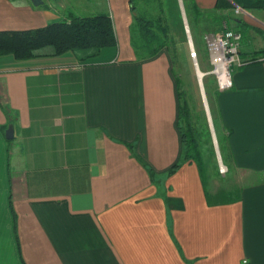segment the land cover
I'll return each mask as SVG.
<instances>
[{
    "label": "crops",
    "instance_id": "crops-1",
    "mask_svg": "<svg viewBox=\"0 0 264 264\" xmlns=\"http://www.w3.org/2000/svg\"><path fill=\"white\" fill-rule=\"evenodd\" d=\"M103 1L0 0V30L90 9L112 16L118 39L88 61L0 56V264H264V57L249 60L264 49V11H217L249 60L212 94L239 175L225 201L182 161L177 61L168 48L139 57L130 0ZM188 1L203 16L217 2Z\"/></svg>",
    "mask_w": 264,
    "mask_h": 264
},
{
    "label": "trees",
    "instance_id": "trees-1",
    "mask_svg": "<svg viewBox=\"0 0 264 264\" xmlns=\"http://www.w3.org/2000/svg\"><path fill=\"white\" fill-rule=\"evenodd\" d=\"M158 7L162 16L146 18L136 13L135 0H130L134 12L135 23L132 28L133 46L139 57L152 58L164 49H169L176 62L178 47L176 39L170 35V27L164 25L166 16L160 0ZM188 18L195 22L205 18L214 26L221 23L217 11L234 9L240 6L251 13L264 11V0H217L214 11L204 13L192 1L183 0ZM216 12V13H215ZM219 30V29H218ZM170 36V37H169ZM118 39L115 32L113 18L109 13H99L89 16L70 14L66 20L55 21L42 27L22 30H0V56L12 55L16 59H30L40 55V51L49 48L53 55H63L68 52H78L85 61L98 57L105 48L116 47ZM263 55L264 49L256 52ZM198 54V52H197ZM254 54L252 60L257 59ZM249 61V60H248ZM251 61V59H250ZM179 88L178 127L182 139V161H195L204 178H207V153L212 151V136L208 123L199 125L193 119L189 103L184 96L182 80L176 76ZM214 127L220 143L224 163H229L225 142L219 131V124L214 117ZM226 160V162H225ZM181 160L169 170L174 173L180 166ZM228 165V164H227ZM145 166L154 175L155 170L145 162ZM229 167V166H228ZM220 193V192H219ZM236 193L222 191L217 199L232 200Z\"/></svg>",
    "mask_w": 264,
    "mask_h": 264
},
{
    "label": "rangeland",
    "instance_id": "rangeland-1",
    "mask_svg": "<svg viewBox=\"0 0 264 264\" xmlns=\"http://www.w3.org/2000/svg\"><path fill=\"white\" fill-rule=\"evenodd\" d=\"M86 1H88L90 4H93L92 6H100L104 4L103 0ZM160 2L163 5V12L166 16L165 20L163 21L164 25H169L171 36L174 37L175 34L173 32H176L178 37L176 68L182 80L184 96L189 103V107L193 114V119L195 123L199 125L206 123L209 125L212 136V151L211 153L208 152L206 157L208 160L207 179L210 190L214 193H217L216 195L218 196V194H220L222 191L228 190L230 188L232 189L233 184L239 178V175L238 171L232 170V167L229 163H224L220 143L214 127L216 107L212 94L214 95V91L217 89L220 90V88L217 77L212 72L214 66L212 65L209 57V52L205 43V35L221 31L224 28L223 25L225 24L228 28L231 27L228 26L227 23L221 24L222 27L220 26V28L219 26L216 27L209 21L206 22L205 18L202 17L199 21L194 23V21L187 16L185 5L184 7L182 5V11L180 10L181 12L179 9H177L178 0H174V2L160 0ZM135 5L136 13L139 16H144L146 18H158L159 16H162V13H160V9L158 7V1L156 0H135ZM90 11L91 10L89 9V11L84 12V15L92 13ZM191 39L194 49H192L191 46ZM260 50H257L254 53L258 56L257 59L263 57V55H258L256 53ZM78 57L80 61H85L81 58L80 53H78ZM250 59L252 60V57ZM200 70L202 73H205L201 77H199ZM215 140H217V142H215ZM222 164L227 167L225 172H222L221 170Z\"/></svg>",
    "mask_w": 264,
    "mask_h": 264
},
{
    "label": "built area",
    "instance_id": "built-area-1",
    "mask_svg": "<svg viewBox=\"0 0 264 264\" xmlns=\"http://www.w3.org/2000/svg\"><path fill=\"white\" fill-rule=\"evenodd\" d=\"M235 12L238 14L249 13L248 10L240 6L235 7ZM223 26L224 28L221 31L205 35L209 57L214 66L212 72L217 77L220 89L231 86L233 69L248 62L240 54L242 32L228 28L226 24ZM192 49H194V46H192ZM221 170L225 172L227 167L222 164Z\"/></svg>",
    "mask_w": 264,
    "mask_h": 264
},
{
    "label": "water",
    "instance_id": "water-1",
    "mask_svg": "<svg viewBox=\"0 0 264 264\" xmlns=\"http://www.w3.org/2000/svg\"><path fill=\"white\" fill-rule=\"evenodd\" d=\"M32 2H33V4L35 5V6H40V5H42L43 3H44V0H32ZM191 46H194L193 45V42H192V39H191ZM205 73H202V75H204ZM7 137L8 138H13V135H14V130H13V128L12 127H10L8 130H7ZM215 142H217V140H215Z\"/></svg>",
    "mask_w": 264,
    "mask_h": 264
},
{
    "label": "bare ground",
    "instance_id": "bare-ground-1",
    "mask_svg": "<svg viewBox=\"0 0 264 264\" xmlns=\"http://www.w3.org/2000/svg\"><path fill=\"white\" fill-rule=\"evenodd\" d=\"M202 76V71L200 70L199 71V77H201ZM200 80H202V79H200ZM201 83H202V81H201Z\"/></svg>",
    "mask_w": 264,
    "mask_h": 264
}]
</instances>
